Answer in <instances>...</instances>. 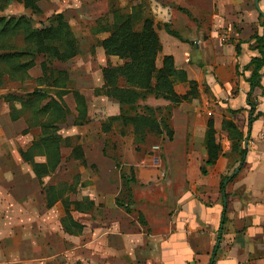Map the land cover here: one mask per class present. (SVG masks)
Masks as SVG:
<instances>
[{
	"label": "crops",
	"instance_id": "1",
	"mask_svg": "<svg viewBox=\"0 0 264 264\" xmlns=\"http://www.w3.org/2000/svg\"><path fill=\"white\" fill-rule=\"evenodd\" d=\"M148 1L145 13L161 47L156 67H161L163 57H172L174 68L185 72L197 89V100L181 104L171 117L172 138L167 140L179 145L180 152L169 155L164 175L169 189L178 192L175 203L154 201L147 213L131 203L134 208L127 213L115 204L121 187L114 195L108 183L97 188L90 180L79 194L75 185L44 186V178L38 181L22 161V151L12 153L4 147L0 264H209L215 245L214 264H264V67L254 84L249 81L252 68L244 70L260 58L253 37L264 39V0L258 1L263 17L255 0ZM164 25L180 40L169 36ZM174 91L183 96L188 85L176 82ZM176 115L182 121L175 122ZM209 121L219 152L203 176ZM226 123L233 126L237 139ZM0 145L8 142L0 139ZM83 161L84 165L78 162L87 167L84 154ZM225 178L230 179L221 192ZM60 184L72 190L47 208L44 189ZM130 195L132 199V190ZM64 199L81 203L80 211L68 208L79 231L68 225ZM56 207L60 210L54 214ZM133 212L137 223L130 220Z\"/></svg>",
	"mask_w": 264,
	"mask_h": 264
},
{
	"label": "trees",
	"instance_id": "2",
	"mask_svg": "<svg viewBox=\"0 0 264 264\" xmlns=\"http://www.w3.org/2000/svg\"><path fill=\"white\" fill-rule=\"evenodd\" d=\"M13 0H0V12H4ZM41 0H21L23 8L32 15H40L39 2ZM140 21V29L135 30ZM164 31L171 37L179 39V35L170 29L168 25L163 26ZM107 34L100 42V47L106 57H114L122 61L119 66H109L101 71L103 86L100 94L112 99L119 105L120 114L110 118L108 121L121 122L124 126H130L136 139L144 137L148 133H161L160 122L150 114L133 116L126 115L124 110L132 111L138 107V103L147 96L160 99L173 105L187 101L192 94L197 95L196 84L188 81L185 72L176 70L172 57H163L161 67L155 65L156 57L161 51L159 40L155 32L153 21L149 18L141 19L140 16L114 15L112 25L103 28ZM254 45L260 52V58L253 59L244 68H252L250 83L257 82L260 75L258 72L264 67V39L253 37ZM78 54L77 42L74 39L70 26L63 15L56 14L48 19L46 25L35 26L33 21L26 16L0 17V85L3 77H10L11 80L22 81V78L35 67V60L41 59L39 64L41 77L36 80L39 88L24 97L7 96L9 119L12 122L25 117L26 130L31 128L39 129V136L31 142L29 147L20 152L21 159L31 167L34 176L38 181L52 174L61 162V149L70 148L71 157L84 165L82 149L68 145V139H63L58 134L59 126L62 125L68 116V109L63 102V97L70 91L67 90L69 83L67 73L51 68L53 62L65 63L76 57ZM186 83L188 91L185 95L179 96L174 91V84ZM253 83V84H254ZM75 103L77 113L74 125L81 127L87 119V105L84 97L77 91L70 92ZM18 105V108L16 105ZM126 110V111H127ZM147 112L148 109L146 108ZM253 119L250 117L248 124ZM233 139L238 138L233 126L226 123ZM106 127V126H104ZM168 140L172 138V131L168 127ZM205 149L207 160L204 167L200 169L201 175H206V167L212 166L219 152V147L214 143L212 123L207 124L205 133ZM244 152L240 153V166L243 163ZM43 159L42 163L35 160ZM230 178H225L220 183L222 192L224 184ZM121 188L127 191L131 198L130 189L123 184L124 177H121ZM68 188L66 184L47 187L44 189L47 208L52 207L57 201L63 198ZM115 204L124 208L127 213V205L124 207L117 198ZM89 205V204H87ZM72 206L75 211H80L81 203H70L63 200V207L67 215L70 228L79 231L81 227L70 220L68 208ZM225 210L222 216L224 217ZM224 219V218H223ZM222 219V220H223ZM224 224V220L222 221ZM142 225H144L141 222ZM68 228V226L65 225ZM219 239L217 240L218 243ZM218 245L213 248L209 264H214V257Z\"/></svg>",
	"mask_w": 264,
	"mask_h": 264
},
{
	"label": "rangeland",
	"instance_id": "3",
	"mask_svg": "<svg viewBox=\"0 0 264 264\" xmlns=\"http://www.w3.org/2000/svg\"><path fill=\"white\" fill-rule=\"evenodd\" d=\"M39 10L40 15H32L23 8L21 0H13L7 9L0 13V16H26L35 26H40L46 25L52 15H63L77 42L78 54L65 63L53 62L51 68L67 73L69 80L67 90L80 93L87 105L86 123L81 127L75 126L74 119L77 113L73 96L70 92L64 96L63 102L69 113L58 131L61 138L68 139L69 146L82 148L87 167H83L80 162L72 159L70 148H62L59 166L52 176L44 178L43 185L58 183L75 185L79 194L88 183L87 180H90L91 184L97 188H103L108 183L116 195L122 184L120 177H124L123 184L132 190V199L128 197L124 189L118 199L121 204L127 205V210L134 208L131 203L135 204L136 210L139 208L146 213L152 210L150 204L154 201H160L164 206L174 204L178 192L169 189L164 173L168 168L169 155L180 151L179 145L169 143L167 140L169 130L164 127L170 129L173 110L178 109L181 104L197 100V95H190L187 101L178 105L147 96L134 110H124L125 114L130 116L135 114L148 116L151 110L150 115L155 117L162 126L160 134L148 133L136 139L129 126L122 125L120 121L113 123L108 121L110 118L117 117L120 110L115 101L100 94L102 69L122 64V61L117 58L104 55L100 42L106 38L107 34L102 31L103 28L112 25L113 16L117 14H136L142 20L147 18L145 12L149 11V1L41 0ZM139 29L140 21L135 30ZM156 29L159 30L161 27L156 26ZM40 62V58L35 60V67L27 72L22 81L3 77L0 85V139L6 140L8 145H0V152H3L5 147L12 153H19L29 147L40 134L37 128L25 131V117L16 122L10 121L8 102L5 99L7 96L24 97L41 89L36 83V80L41 77ZM156 65L160 66L159 60ZM16 106L18 108V105ZM174 121H182L181 116L176 115ZM36 161L40 162L41 159ZM69 197L73 198L71 195ZM164 198L168 202L164 201ZM59 210V207H56L54 214L59 213ZM129 217L137 223L135 212Z\"/></svg>",
	"mask_w": 264,
	"mask_h": 264
},
{
	"label": "water",
	"instance_id": "4",
	"mask_svg": "<svg viewBox=\"0 0 264 264\" xmlns=\"http://www.w3.org/2000/svg\"><path fill=\"white\" fill-rule=\"evenodd\" d=\"M258 1L259 0H255L254 5H255V8H256L257 12L263 17V15L261 14V12L259 10V7H258Z\"/></svg>",
	"mask_w": 264,
	"mask_h": 264
}]
</instances>
